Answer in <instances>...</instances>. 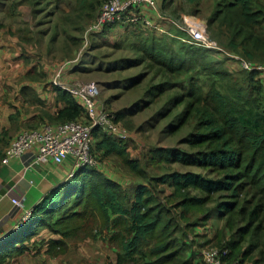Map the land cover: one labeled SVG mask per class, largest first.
<instances>
[{
  "label": "trees",
  "instance_id": "obj_1",
  "mask_svg": "<svg viewBox=\"0 0 264 264\" xmlns=\"http://www.w3.org/2000/svg\"><path fill=\"white\" fill-rule=\"evenodd\" d=\"M105 1L75 0V5L69 7V4L63 6L64 0L10 1L7 16L13 18L20 6L28 5L35 26L24 21L15 32L10 25L5 36L15 41L14 49H19L21 58L31 65L25 78H35L39 90L53 93L54 112L39 108L43 126L31 125L26 130L42 129L52 122L55 126L71 121L89 123L82 100L55 85L53 77L56 68L72 61V47L83 46L84 33ZM212 1L207 23L213 32L212 27L216 26V32L210 33V37L228 52L263 63L264 2ZM203 2L158 1L163 13L177 19L183 13L200 17ZM55 17L57 22L53 23ZM43 22L54 25L48 46L49 29L43 28ZM59 27L66 33L63 47L68 53L58 64H51L47 57H53L52 44L57 41ZM5 28L0 18V34ZM135 29H145L150 35L143 44L144 57L119 63H127L121 65L123 69L148 61L153 76L144 104L138 103L127 112H115L116 121L122 125L129 115L165 97L155 120L172 119L164 132L173 135L191 125L193 132L181 141L188 148L154 147L145 160L152 167L146 169L141 158L131 156L132 141L118 139L100 128L93 129L91 151L98 159V166L81 168L75 177L53 189L37 204L21 229L0 243V264L32 251H44L50 258L65 257L72 248L78 249L87 242L102 243L107 251L106 264H202V252L194 250L197 243L190 232L196 234V229L209 221L213 211L225 220L224 231L231 232L227 241L219 233L222 239L216 247L229 249L224 259L240 258L243 263L252 252L264 255V80L261 73L245 71L219 50L184 43L186 34L176 28H171L172 35H169L142 23H121L107 26L98 34L105 36L113 30L121 34ZM76 32L84 33L81 37ZM98 34L91 36V50L97 48ZM78 63L72 72L78 71ZM82 63L86 64L84 60ZM143 76L134 79L131 86L139 84ZM27 87H22L21 95H26ZM30 92L32 102L43 107L49 102L34 89ZM10 119H14L13 115ZM9 132L6 129L0 134V162L5 156L3 149H8L20 133L11 138ZM110 163L119 168L120 175L109 174L104 169ZM168 163L196 167L200 171L163 174L154 171L165 168ZM122 173L132 177L134 184L128 185L130 188L126 187L128 181ZM160 185L171 189L169 196L161 195L165 193L158 188ZM213 202L214 210L208 207ZM200 211L202 218H196L195 214Z\"/></svg>",
  "mask_w": 264,
  "mask_h": 264
},
{
  "label": "rangeland",
  "instance_id": "obj_2",
  "mask_svg": "<svg viewBox=\"0 0 264 264\" xmlns=\"http://www.w3.org/2000/svg\"><path fill=\"white\" fill-rule=\"evenodd\" d=\"M11 0H0V18L3 23L6 24V28L1 31V33H8L9 30L7 28L12 25V28L15 32H18V28L22 23L30 22L32 26H35V21H33L31 16V8L28 5H22L19 7L17 14L11 18L7 16V12L9 9ZM183 2L185 0H176V2ZM75 5V0H64V7L67 5ZM212 0H204L202 8H201V16L196 17L201 22L205 24L206 30L211 35L215 33L216 26H213V31L208 28L207 17L210 15L211 10L213 8ZM47 9H50L48 7ZM185 14V13H183ZM58 15V13H57ZM57 17V16H56ZM56 17L53 18V23L57 22ZM45 21H49V19H44ZM44 23V22H43ZM51 26L49 24L44 23L43 28L49 29L48 35L54 33V25ZM50 27V28H47ZM53 27V28H52ZM60 28V29H59ZM59 36L57 41L52 44V56L47 57L49 63L54 64L56 61L63 59L68 53V50H65L63 47L64 39L66 37V33L63 31L62 27H59ZM116 31H112L111 33L103 36L101 34L96 35L95 42L97 44V48L94 50L85 49L82 51V48L79 49L76 47H72V53L70 55L77 60L79 63L78 71L72 72L69 70L66 75H72L71 81H95L98 83L100 88V100L103 103L104 107L110 112L115 113L118 111H130L131 109H135L136 104L143 105L147 100L145 92L148 89L149 83L151 82L153 73L150 72V63L148 61L141 62V64H137L132 68H121V65H127V63L120 61L124 59H138L144 57L143 49L145 44V39H150L149 33L145 32V29H135V31H124L120 35L115 33ZM84 33V32H83ZM83 33L76 32L75 34L78 36H83ZM49 37L46 39V46L49 45ZM93 39H90V44ZM71 43V39L68 41ZM84 45V44H83ZM75 50V51H74ZM82 51V52H81ZM47 56V55H46ZM73 58H71L73 60ZM70 60V59H68ZM85 61L86 64H83L82 61ZM64 61V60H63ZM60 61V62H63ZM129 62V61H127ZM62 65V64H61ZM120 65V66H119ZM75 64L72 66V68ZM236 66V65H232ZM86 67V69H84ZM71 71V72H70ZM144 74L143 78L140 80V83L131 86L139 75ZM155 82L158 81V77L154 79ZM109 100V103L106 101ZM165 97L161 99L158 103L151 105L149 108L145 110H141L139 113L128 116L122 124L128 131L130 132V137L128 138L131 142L130 146V154L131 156L138 157L142 159V163L144 162L143 167L146 169H151V165H146L145 160L149 156L150 149L154 147H169L172 149H187L188 146L181 143V141L187 138L192 132L193 129L191 125L185 126L181 131L177 134H168L164 132V129L169 124L170 118L164 119L162 121H157L156 112L158 109L162 107L165 103ZM128 123L127 126L125 123ZM26 130V129H25ZM104 169L109 173H117L120 175V170L116 165H104ZM200 171L196 167H184L180 164L176 163H168L165 168H155L154 171L158 173H166L167 171H178V172H186V171ZM121 176L128 183L125 184L128 188L131 187L134 183L132 181V177L130 174L122 173ZM136 183V182H135ZM129 185V186H128ZM129 187V188H130ZM158 188L164 191L165 194H161L163 196H169L171 193V189L168 186L160 185ZM209 209L214 208V202L208 203ZM179 211V210H177ZM213 216L210 217L209 221L205 223L204 226L198 227L196 229V234L191 233V238L194 240V243H197L194 247L195 251H200L210 248L216 247L218 242L222 239L219 238V233L223 235V239L229 240L231 237V232L229 230L224 231L225 220L220 219L217 215V211H213ZM202 212H197L195 217L202 218ZM190 221H194L192 217L189 218ZM183 224L186 221H182ZM224 231V233L222 232ZM223 241V240H222ZM222 243V242H221ZM264 246V241H263ZM102 247V246H101ZM200 256V255H199ZM235 260V259H234ZM240 260V258H239ZM264 264V255L260 254L258 251L252 252L241 264Z\"/></svg>",
  "mask_w": 264,
  "mask_h": 264
},
{
  "label": "built area",
  "instance_id": "obj_3",
  "mask_svg": "<svg viewBox=\"0 0 264 264\" xmlns=\"http://www.w3.org/2000/svg\"><path fill=\"white\" fill-rule=\"evenodd\" d=\"M147 9L156 13L157 21L150 17ZM121 23L134 25L142 23L159 33L169 35H171L170 32L163 28L162 24L179 29L186 34V37L182 39L184 43L219 50L229 59L239 63L245 71L264 73V64L245 59L220 47L210 37L205 24L195 16L182 14L181 18L177 19L163 13L158 0H106L95 21L88 26L84 33L82 51L88 49L93 34L102 33L105 27ZM76 62L77 60H72L61 65L55 71L53 83L82 100L89 123L71 121L56 126L45 125L42 129L23 130L8 147L3 164L7 165L12 160L21 158L27 152L36 150L34 158L36 164L53 162L56 165H62L70 161L71 169L68 179H72L81 168L98 166V159L91 151L93 129L100 128L118 139L128 140L130 137L128 129L117 122L114 113H110L101 102L100 88L97 82H68L64 79ZM13 203L16 206L21 204L17 199H13ZM32 211L33 209L27 211L8 232L0 234V243L12 233L20 230L23 223L31 217ZM201 255L202 264H241L239 259L230 261L224 259L229 255V249L220 250L217 247H210L203 250Z\"/></svg>",
  "mask_w": 264,
  "mask_h": 264
},
{
  "label": "crops",
  "instance_id": "obj_4",
  "mask_svg": "<svg viewBox=\"0 0 264 264\" xmlns=\"http://www.w3.org/2000/svg\"><path fill=\"white\" fill-rule=\"evenodd\" d=\"M158 1L160 3L161 0ZM148 11L150 17H156L155 12L147 9ZM162 27L171 34L170 27L167 28L163 24ZM113 31L119 34L118 30ZM16 46L13 39L7 38L4 33L0 34V134L9 129L11 138L31 125L43 126L41 123L44 122V118L39 113V108L54 112L53 93L39 90V83L35 78H25L31 65H27L21 58L20 50L14 49ZM8 57L13 62H9ZM56 62L58 64V61ZM260 75L264 80V73ZM71 78V75H65L64 79L70 82ZM46 80L50 81L48 78ZM24 85L28 87L26 95L23 96L21 89ZM31 89L40 93L43 99L49 102H46L44 107L32 102L31 92L29 93ZM11 115L13 120L10 119ZM52 123L50 125L55 126V123ZM6 151L7 149L4 148L3 152ZM36 152V150L29 151L7 165L3 164V161L0 162V234L8 232L27 211L34 209L53 189L69 181L70 161L62 165L53 162L36 164L34 162ZM13 199H17L21 204L14 205ZM36 253V251L25 253L8 260L7 264H106L108 262L107 251L101 242H87L78 249L72 248L65 257L50 258L44 251Z\"/></svg>",
  "mask_w": 264,
  "mask_h": 264
}]
</instances>
